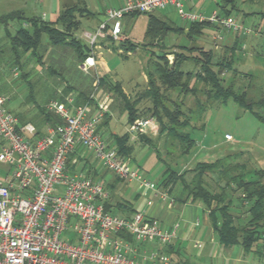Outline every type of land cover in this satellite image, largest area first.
<instances>
[{"label":"rangeland","instance_id":"1","mask_svg":"<svg viewBox=\"0 0 264 264\" xmlns=\"http://www.w3.org/2000/svg\"><path fill=\"white\" fill-rule=\"evenodd\" d=\"M66 1L71 0H0V16L18 10L24 17V19L21 20L15 19L8 21L6 24L0 22V40L4 36L5 27H7L10 32H14L19 26H29V19L31 18H42L44 21L48 22L56 20L58 14L63 10ZM95 2L99 5V8H102L104 5L113 6V4H115L114 0H95ZM251 6L253 10H264L263 4L257 1L251 4ZM156 10L155 14L161 17L160 14L164 13V10ZM100 12L94 16L89 15L80 18L78 16L81 25L78 30L75 31L74 35L81 43H84V45L88 47L90 44L84 34L86 32L94 33L96 27L99 25V20H101ZM169 16L176 24L179 23L180 19L175 13ZM234 18L239 24H245L244 26L249 29L247 34H243L242 31H239L241 38H246L248 41L247 45L249 46H247L245 50L236 49L237 51L233 61H236L238 71L242 74L250 73L252 79H254L253 81H257L256 83H252L250 87L252 97L264 96V21L263 26H256L260 18L259 15H254L243 23L236 17ZM121 21L123 22V38L126 37L132 42H139V46L126 55L117 52L120 44L119 42H115L113 45L114 48L109 51L104 47H100L97 51L102 53L104 59L108 63L111 81L116 80L121 83L122 88L130 94L135 87L144 84L145 73L147 72V59L151 51L161 54V48H165L164 50L167 51L173 43L176 45L200 46L203 39L202 35L187 37L175 31H169L160 39L162 43L160 42L159 45H151L150 43L143 45L142 42L148 23V14H135L132 18L129 16L126 19L123 17ZM223 30H225V35L224 38L221 39L220 35H223L222 28L221 30L213 29L209 34L208 41L205 40V45H208V48L212 49L214 48L213 44L225 42L224 39L227 40L226 35L228 33V38L233 37L235 34L232 30ZM213 34L217 39L213 40ZM47 39L48 37L46 34L41 35V43L37 51L35 50L34 55H31V52L27 51L24 55L25 57L21 60L19 69H14V66L11 68V65H9L7 61H0V94L8 98L6 104L7 109L15 114L20 122H30L35 125L40 119V116L43 117V115H40L39 111H45L46 103L54 98L57 89H60L61 92L64 91L65 84L70 85L74 91L79 90V88L87 89L91 94H94L93 99L97 104H105L109 108L107 91L104 87L96 89V76L92 73V69L88 70V72L82 71L79 65L77 66L78 58L71 47L53 46L47 43ZM229 39L228 43L230 42ZM260 41L262 44L258 46ZM230 46L225 47L220 45L217 50L214 49V60L217 61L222 57L230 58ZM91 48L93 47L91 46ZM170 48H173V46ZM85 50L88 52L87 49ZM90 51H92V49ZM194 55L198 56L199 53L197 52ZM183 68H193L195 71L198 66L193 62H187L184 64ZM224 76L227 81L231 74L230 72L224 71ZM231 78H233V75ZM241 79V83L244 85V89H246V85L251 79L245 76ZM93 82L95 83L92 85ZM143 90L144 88H140L139 90L136 89L131 97H135ZM170 97L173 101H178V103L181 102V108L189 115V109L192 110L196 106L195 101H203L205 95L203 91L200 90V87H197L194 95L190 93L178 95L176 92H172L170 93ZM94 100L92 103L95 102ZM149 106H151L150 100L143 99L138 103V108L140 110H145ZM116 109L117 108H109L110 116L108 117V123L101 126L99 132L106 143H108L112 134L121 136L129 133V142L134 147L131 164L134 166L135 170L138 168L140 169L138 166L143 168L138 171L145 175L146 180L154 183L156 190V187L160 184L163 177V171L166 166L163 162H158V160L154 159L151 146L141 143L138 139H132L133 136L128 130L129 123L127 115H125V113L120 114ZM190 115L192 114L190 113ZM148 116L149 113H146L144 118ZM49 122V119L47 120L45 118V123L42 125V128L40 127V129H38V134L41 135L44 133L46 127L50 124ZM186 131L189 132L190 136L195 140L193 149L208 150L205 152V156L207 155V157L208 154H211L208 160H212L213 158V160L224 158L225 161L221 163V167L223 168L228 166L230 164L229 162L239 161L235 153L241 151L245 154V158H242V160L250 158V164L264 168V165L261 166L259 161L261 154H264V124L248 110L242 109L232 99H228L224 103L216 102L214 105L207 107L206 110H204V117L202 119L192 116L191 127H187ZM227 134L231 135V139L227 140ZM177 143L178 142L175 141L173 149L176 147L178 148ZM156 146L159 149L163 148L162 143ZM174 151L176 153L178 152L176 149H174ZM232 151L233 153H231ZM175 152L174 155L171 156L162 151L161 157L169 162L170 165L174 164L173 158L177 156ZM84 158L89 164L91 163L90 158ZM82 166L84 167L83 164ZM77 167L78 169L75 170L80 172V168H82L81 162L77 164ZM5 168L6 166L0 163V173H2ZM82 169L85 170V168ZM246 170L252 171L250 168ZM111 173L112 172H110V174ZM215 173L216 172H208L206 175V182L211 190L219 189L218 187L220 185L217 174ZM192 176V173H187L185 175V180L189 181ZM248 177L252 178L253 174L246 175V178ZM131 180L130 187L135 193H138L140 197H144L145 199L150 196L153 206H149L147 215L151 216L152 209L158 201L152 199L153 196L149 195V193H151L150 191L145 195L141 194L142 190L139 187L138 181L136 179ZM176 185L178 187L176 190L179 191V188L182 186L181 182H178ZM237 194L238 193H236V196ZM176 195H167L164 199L165 202H170L174 197H177ZM182 207V204L175 201L172 208L174 214H172L171 218H157L156 220L163 229L174 228L176 226V235L173 242L175 247L180 248V254L187 260L186 264H264L263 255L261 256V253H263L261 242L258 243V247H252L250 250H245L239 244L227 246L219 244L217 240H213L214 238L210 234L209 225H206L205 215L202 209L189 210L184 208V210ZM235 211L240 214V217H243V214H245V206L241 205L238 209H235ZM186 233L188 235L184 237ZM195 243H200L201 246L194 247L193 245ZM160 244L152 243L149 244V246L151 245V249L155 253H158L157 250Z\"/></svg>","mask_w":264,"mask_h":264},{"label":"built area","instance_id":"2","mask_svg":"<svg viewBox=\"0 0 264 264\" xmlns=\"http://www.w3.org/2000/svg\"><path fill=\"white\" fill-rule=\"evenodd\" d=\"M185 1L128 0L120 7L108 8L96 32L85 36L90 46L107 29L117 38L125 15L166 7H173L190 23L209 21L222 29L249 32L232 16L188 11ZM94 65L93 56L88 55L79 67L88 72ZM7 101L0 95V163L6 166L0 173V264H147L146 260L171 264L166 254L137 256L133 244L119 234H130L137 244H169L176 226L163 229L145 211H137L131 218L105 211L106 187L67 168L69 156L82 147L104 169L121 179H136L144 188L155 191L154 183L108 146L98 131L107 106L98 104L91 113L89 103L74 104L73 94L63 101L50 100L46 109L60 122L49 124L40 135L32 123H21L7 109ZM152 121L153 117L137 119L129 130L141 131Z\"/></svg>","mask_w":264,"mask_h":264},{"label":"trees","instance_id":"3","mask_svg":"<svg viewBox=\"0 0 264 264\" xmlns=\"http://www.w3.org/2000/svg\"><path fill=\"white\" fill-rule=\"evenodd\" d=\"M84 10L85 8L76 4L65 7L54 21L48 22L42 18H31L29 19V26H19L14 32H10L5 27L4 36L0 40V61H7L11 68L14 66V69H19L25 53L28 51L31 52V55H34L35 50L37 51L40 46L41 35L46 34L48 37L47 43L50 45L71 47L78 58L77 66L80 65L92 49L91 46L85 47L74 35L79 28L76 14L81 15ZM135 14L141 13H131V15ZM146 14H148L147 38L163 37L169 30L180 29L171 27L164 21L159 20L152 12ZM15 19H24L23 14L20 11H12L0 16V22L3 24ZM206 23L210 22L191 23L187 37L192 36L191 29L196 30L197 32L194 33L198 34L199 27ZM124 44L130 46L129 48L135 46L127 39H125ZM180 49L179 52H173L171 63H169L165 53L158 55L156 59L149 56L147 61V87L133 98L123 92L119 83H111L109 87L104 82V77L98 78L99 85L109 87L108 90L113 97L116 108L127 114L129 127L135 120L144 118V115L146 116V113H149V116L153 117L158 124V133L170 137L173 144L177 141L178 148L174 149L178 150L179 154L183 156L190 152L195 142L190 133L186 131L187 127H191L192 116L202 119L204 110L216 102L224 103L228 99H232L242 109L248 110L264 124V96L252 97L250 87L252 83L257 81H253L254 79H252L250 73L242 74L240 71L233 69L231 57L229 59L222 57L215 61L211 51H205L200 46L188 47L182 45ZM230 50L232 55L234 46ZM197 52L199 55L195 56L194 54ZM187 62L197 64V70L194 71L193 68L184 69L183 66ZM224 71H231L233 78L226 81ZM244 76L251 79L246 85V89L241 83V78ZM197 87H200V90L203 91L205 98L203 101L196 100V106L192 110L189 109L192 115L190 113L188 115L181 108V102L178 103V101L171 99L170 93L176 92L178 95L190 93L194 95ZM63 90L62 96L57 98L55 94L51 100L63 101L65 96L73 91V88L66 85ZM81 91L76 92L75 103H90L92 101L91 93L87 89ZM79 97L81 100H79ZM143 99L150 100L151 106L145 110H140L138 103ZM39 113L43 115L38 120L42 124L45 123V118L49 119L51 125L60 122L57 116L46 109V106L45 111L40 110ZM108 113L109 111L105 113L106 123L108 122ZM35 125L37 126V123ZM100 127L98 126V131ZM129 132L133 136L132 139H138L143 144L152 145V138L142 134L141 131L129 130ZM112 136L117 146V154L119 156H130L134 147L129 142V133L121 136L112 134ZM167 152L171 156L174 155L173 152ZM74 154L69 156L67 162V168L71 171L75 170L74 164L71 163ZM222 161H225V159L218 158L212 162H199L188 172L186 171L180 175L168 164L164 170L165 178L161 183L164 186H173L181 182L182 186L176 197L178 200L182 202L188 200L203 202L209 210L213 229L224 245L239 244L245 250H250L252 247H258V243L261 242L264 248V169L250 164L248 158L229 162L230 164L224 168L221 167ZM248 168L252 171H247ZM208 172H216L220 184L219 189L211 190L208 187L206 182ZM187 173L193 174L189 181L185 180ZM249 174H253V177L246 178V175ZM236 193H238L237 196ZM234 197L240 204L235 205V209H238L241 205L245 206L243 217H240V214L233 210ZM107 202L108 200L104 203V209L111 212ZM119 235L132 244L134 243L130 234L122 232Z\"/></svg>","mask_w":264,"mask_h":264},{"label":"crops","instance_id":"4","mask_svg":"<svg viewBox=\"0 0 264 264\" xmlns=\"http://www.w3.org/2000/svg\"><path fill=\"white\" fill-rule=\"evenodd\" d=\"M126 1H128V0H114L115 4H113V6L104 5L102 8H99L98 7L99 5H97L95 0H71V1H66L65 5H64V8L68 7V6L76 5V4H78V5L82 6L83 8H85V10L83 11V13L81 15L80 14L79 15L76 14V19L79 21V27L81 25V21L79 19L80 17L89 16V15L90 16H94L95 14H98L101 11L100 12L101 13V20H99V25H100V23H102L106 19L105 12H106V10L108 8L120 7ZM256 1L260 2L264 6V0H186L185 3H184V8L186 10H188V11L201 13V14H203L205 16H209L213 12H216L217 14H219L221 16H232L233 18L236 17L242 23L247 21L248 19H250L254 15H259L260 18H259L256 26L257 25L258 26H263L264 10H253V8L251 6V4H254ZM92 3H94V4H92ZM98 10H100V11H98ZM163 10H164L165 14L161 13L160 14L161 17H158L155 14V12L157 10H154L152 12V14L156 18H158L159 20H162L165 23H167L168 25H170L171 27H175L176 29L180 28L179 30L172 29V30H169V31H175L177 33L182 34L183 36H187V33H188V31L190 29V26H191V23L186 21V20L181 19L178 16L176 10L173 7H166ZM16 11H18V10H16ZM173 13H175L176 16L180 19L178 24H176V22L173 21L172 18H170V16H169V15H171ZM78 16H79V18H78ZM129 16H130V18H132L134 15H125L124 18L126 19ZM147 25H148V23H147ZM98 26L96 27V30H97ZM213 29H215V30L220 29L221 30V27L218 24L213 23V22L212 23H206V24L201 25L199 27L198 34L194 33L196 30L191 29L192 30V36H195V35L201 36L202 35L203 39H202L200 47H202V49L205 50V51H211L213 57H214V53H213L214 51L213 50L214 49L217 50V48H219L220 45L225 46V47H228V46L231 45L230 49H231V47L234 46V50L232 52V55L230 53L231 50L229 49V55L231 56V60H232V68L237 70L238 67L236 65V61L235 60L233 61V58L235 57V53L237 51L236 49L245 50L246 47L249 46V45H247L248 41L244 37H242L243 38V40H242L239 31H232L233 33H235L234 36L231 37L232 39L230 37H229L230 39L228 38V34L229 33L227 32L228 33L226 35L227 36L226 37L227 40L224 39L225 42H222V43L219 42L218 44H213L214 48L210 49V48H208L209 47L208 45H205V40L208 41L209 34H210V32ZM96 30L94 32H96ZM122 30H123V22L121 21V32H120V34L118 35L117 38H114L110 34V30L107 29L104 32L103 35L99 36L96 39L95 44L92 46L94 49L92 48V51H89V53H90L89 55H92L93 58H94V61H95V65L93 67H91L90 69H92V73L96 76V79H95V82L97 84L95 86L96 89L102 87L101 85L98 84V78H101V77L105 78L104 82L107 85H109V87H110L111 83H119L116 80L111 81L110 76H109L110 75V70H109L108 63L104 59L102 53L100 51H97V50H99L100 47L101 48L104 47L105 49H107L109 51L110 49L114 48L113 45L115 44V42H119L120 44H119V47L117 49V52L126 55L127 53H129L130 51L134 50L136 47L139 46V42L138 43L137 42H132L129 39H127L126 37L123 38ZM146 31H147V27H146V30L144 32V39H143V42H142L143 45H147L148 43H150L151 45L152 44L153 45L154 44L159 45L160 42L162 43V40H160V39H162L164 36L163 37L160 36L159 38L157 37V38H153V39L152 38H147L146 37ZM222 32H223V35H220L221 39L224 38L225 30L222 29ZM86 34H90V33L86 32L84 34V36ZM213 38H212L213 40L217 39V37L214 34H213ZM125 39H127L131 43H134L135 46H132V48H129L130 46H127V44H124V40ZM228 39L230 40L229 43H228ZM257 43H259V42H257ZM82 44L84 45V43H82ZM261 44H262V42L260 41L258 46H260ZM84 46L88 47L87 45H84ZM172 46H173V48H170ZM180 46H182V45H180V44L176 45L175 43H173L172 45H170V47L168 48L167 51L164 50L165 48H161L162 49L161 54L165 53V55L167 56V58L169 60V63H171L173 61V52H179L181 50ZM184 46L190 47V46H195V45H184ZM161 54H157L155 51H151L149 56H153V57L156 58V57H158V55H161ZM263 54H264V52H263ZM149 56H148L147 61L149 60ZM230 74H231V76H229L228 79H231V77L233 75V73L231 71H230ZM95 82H93L92 85ZM119 84L121 86V83H119ZM64 86L66 87V84ZM109 87H107V88L104 87V89L107 91L109 108L111 107V109H114V108H116V105L114 104L113 97H112V95L110 94V92L108 90ZM146 87H147V72L145 73L144 84L142 86L135 87L131 94L127 93L121 86L123 92L129 97L132 96L133 92L135 93L136 89L137 90H139L140 88L146 89ZM84 89L85 88H83V89L79 88V90H77V91L73 90V91H71L69 93V94H73L74 95V104H76L75 103V94H76L75 92H78V91L82 92L81 90H84ZM56 95H57V98H59V96L63 95V91L61 92L60 89H57ZM79 100H81L80 97H79ZM93 100L94 99L92 98V101L89 103V107H90V112L91 113L95 112V109H97V105H98L95 100H94L95 102L92 103ZM103 105H105V104H103ZM109 108L107 107V112L109 111ZM116 110L120 114L121 113H125V112H120L118 109H116ZM125 115H127V114L125 113ZM108 116H110V111H109V115ZM148 117H150V116H148ZM104 118H106L105 115L99 121L98 126H104L105 124L108 123V122L107 123L105 122L106 119H104ZM103 119H104V121H103ZM140 119H145V118H140ZM103 122H105V123H103ZM42 125H43L42 123L37 121V126L36 125H34V126L36 127V130H37V129H40V127L42 128L43 127ZM37 132H38V130H37ZM141 133L145 134L146 136H148L150 138H152V140H153L152 141V145L148 144V146L152 147V150H153L152 154H154V159L158 160V162H163L165 166L168 165L169 162L165 161L161 157V153H162V151L165 152L166 154L168 153L167 151H170L171 153L172 152L174 153L175 152L174 149H173L174 144L171 142V138L170 137H168L165 134L160 135L158 133V124L155 122L154 118H153V121H152V123L150 125H147L146 127H144V129L141 130ZM113 135H115V134H113ZM161 143H162V147L163 148L159 149L156 145L157 144H161ZM107 144H108V146L115 148L116 151H117V146H116L114 137L112 135H111V138L108 140ZM194 146H195V142H194ZM193 147H192V149L190 150V152L188 154H185L183 156L180 155L179 152H177V153L175 152L177 154V156L175 158H173V163L174 164H171L170 166H171V168L173 170L177 171V173L179 175L184 173V172H186V171L188 172L190 169H192L199 162H212V161H214L213 160L214 158L212 160H208V157L211 154H208V157H207V155L205 156V152L208 151V150H206V149H204V150L203 149H201V150L197 149L196 150V149H193ZM231 153H233V151ZM235 154H236V158H239V159L245 158V154H243L242 151L241 152H236ZM225 155H228V154H225ZM120 156L122 158H124L125 160H127L130 163V165L132 166V164H131L132 154L130 156H128V157L123 156V155H120ZM84 157L90 158V160H91L90 162L91 163L89 164L87 162V160H85ZM248 159H249V162H250V158H248ZM259 161L261 163V166L264 165V154H261V156L259 157ZM80 162H81V167L85 168V170L80 168V172H82L84 174L86 173V175H88V176L90 175L93 180H95V181H97L99 183H102L106 187V190H107L108 196H109L107 198V200H108L107 205L109 207V210L112 213L121 215V216L126 217V218H131L133 216V214L135 212H137V211L149 212V206L150 207L153 206L152 202H151L150 205H148V203H147L148 201H151L150 200V196H149V195H151V196H153L152 199H156L158 202L153 207L150 217L154 218L155 220L157 218L158 219H168V218H171L172 214H174L173 211H172V208L174 206V202L178 201L180 204H182V206H183L182 208L183 209L185 208V209H189V210H194V209L196 210V209H200L201 208L202 211L204 212V215H205L206 225H209L210 234L214 238L213 240L214 241L217 240L219 242V244L224 245L223 243L220 242L216 231L213 229L212 220H211L210 215H209V210H208V208L206 207V205L203 202H201L199 200H196V201H189L188 200L186 202H182V201L178 200L175 197L173 198L172 203L165 202V200H164L165 198H163V196L166 197L167 195H176V194L178 195V192L180 191V188H179V191H178V190H176V188H178L176 184L173 185V186H171V185L164 186L161 183L162 180L165 178L164 171H163V177H162V179L160 181V184L156 187V190L153 191V192L150 189L144 188L140 184V182L137 180L138 183H139V187L142 190L141 194L145 195L149 191L151 192L148 195L149 197H147L145 199L144 197L143 198L140 197V195L138 193H135L132 190V188L130 187V182H132V180L121 179L120 177H118L113 172L110 174L111 171L103 169L100 165H98V163L95 161V159L91 155V152H89L87 150H84L82 147H78L77 148V150H76V152L74 154V157L71 160V163L74 164V169H78L77 164L78 163L80 164ZM82 164L84 165V167L82 166ZM132 167L134 169V166H132ZM138 167H140V169L136 168L137 170L143 169L141 166H138ZM257 168H261V167H257ZM261 169H264V168H261ZM235 197H234V206H233L234 212H235V208H236L235 205L239 204L238 201L235 199ZM187 235L188 234L186 233V235H184V237H186ZM173 239H172V241L169 244H160L157 241L139 243V244L134 242L133 243V247L135 249L136 255L141 257V256H143L145 254L150 253V252H154L151 249L152 248L151 245L149 246V244L157 243V244H160V246L158 247V250H157L158 253L159 254L168 255V257L170 258L171 264H186L187 260L180 254V248L179 247H175ZM193 246L197 247L195 244ZM225 246H227V245H225ZM262 252L263 253H261V256L263 255V258H264V248L263 247H262ZM146 263L147 264H162L158 260H146ZM263 263H264V261H263Z\"/></svg>","mask_w":264,"mask_h":264}]
</instances>
